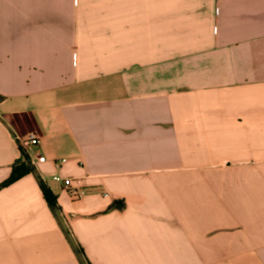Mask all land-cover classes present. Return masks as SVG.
Returning <instances> with one entry per match:
<instances>
[{
  "label": "crops",
  "instance_id": "obj_1",
  "mask_svg": "<svg viewBox=\"0 0 264 264\" xmlns=\"http://www.w3.org/2000/svg\"><path fill=\"white\" fill-rule=\"evenodd\" d=\"M29 132L0 264H264V0H0V186Z\"/></svg>",
  "mask_w": 264,
  "mask_h": 264
},
{
  "label": "built area",
  "instance_id": "obj_2",
  "mask_svg": "<svg viewBox=\"0 0 264 264\" xmlns=\"http://www.w3.org/2000/svg\"><path fill=\"white\" fill-rule=\"evenodd\" d=\"M18 142L22 155L24 154L28 157V164L34 165L35 162L44 160L42 157L34 159L30 155V152L34 148H37L42 142L40 136L36 132H29L26 135L18 137ZM52 179L63 186L64 191L73 202L81 201L85 197V192L83 191L82 186H80V179L65 178L61 175H54ZM100 195L105 198L109 197V193L107 192H102Z\"/></svg>",
  "mask_w": 264,
  "mask_h": 264
},
{
  "label": "trees",
  "instance_id": "obj_3",
  "mask_svg": "<svg viewBox=\"0 0 264 264\" xmlns=\"http://www.w3.org/2000/svg\"><path fill=\"white\" fill-rule=\"evenodd\" d=\"M22 156H23V160L19 164L13 167L10 178L7 181H5L0 187L9 186L15 183L16 181L20 180L24 176L34 172V168L27 165L28 157H26V155L24 154ZM40 186H41V189L44 193V197L46 198V201L48 202L49 206L53 210H57V197L54 195V193H52V191L46 186V184L42 180L40 181ZM115 206L122 207V204L116 203ZM81 255L84 256L83 251H81ZM88 262L89 261H86L85 263L89 264Z\"/></svg>",
  "mask_w": 264,
  "mask_h": 264
},
{
  "label": "rangeland",
  "instance_id": "obj_4",
  "mask_svg": "<svg viewBox=\"0 0 264 264\" xmlns=\"http://www.w3.org/2000/svg\"><path fill=\"white\" fill-rule=\"evenodd\" d=\"M25 120H26L27 124H29V125H28V128H29V129H33L32 124H31V121H30L29 119H27V118H25ZM27 165H29V166L32 167L31 164H27ZM84 263H85V262H84ZM85 264H86V263H85Z\"/></svg>",
  "mask_w": 264,
  "mask_h": 264
}]
</instances>
